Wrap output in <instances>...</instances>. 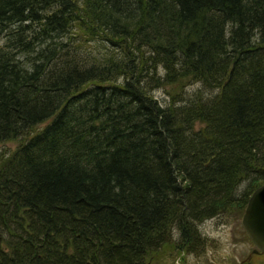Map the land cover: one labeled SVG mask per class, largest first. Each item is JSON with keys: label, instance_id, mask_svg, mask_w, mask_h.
Returning a JSON list of instances; mask_svg holds the SVG:
<instances>
[{"label": "trees", "instance_id": "obj_1", "mask_svg": "<svg viewBox=\"0 0 264 264\" xmlns=\"http://www.w3.org/2000/svg\"><path fill=\"white\" fill-rule=\"evenodd\" d=\"M2 36L0 264L199 255L264 184V0H0Z\"/></svg>", "mask_w": 264, "mask_h": 264}, {"label": "rangeland", "instance_id": "obj_2", "mask_svg": "<svg viewBox=\"0 0 264 264\" xmlns=\"http://www.w3.org/2000/svg\"><path fill=\"white\" fill-rule=\"evenodd\" d=\"M6 43L7 37H0V49L5 48ZM168 91H171V87L160 88L154 92V95L160 102L165 103L170 99ZM199 91H203L206 96V92H211L200 83H189L184 87L181 96L191 98ZM19 144V140L0 143V157H8ZM246 185L247 182L242 184L239 194L245 192ZM242 218L243 214L239 210H234L206 220L199 226L200 231L208 240L204 252L199 255L194 253L178 255L169 252L161 257L157 264H239L247 259L255 249L254 243L243 228ZM175 237H178L177 231H175ZM252 257L253 264H264V254H254Z\"/></svg>", "mask_w": 264, "mask_h": 264}, {"label": "water", "instance_id": "obj_3", "mask_svg": "<svg viewBox=\"0 0 264 264\" xmlns=\"http://www.w3.org/2000/svg\"><path fill=\"white\" fill-rule=\"evenodd\" d=\"M242 225L255 245L248 258L254 254H264V184L250 196L243 214Z\"/></svg>", "mask_w": 264, "mask_h": 264}, {"label": "flooded vegetation", "instance_id": "obj_4", "mask_svg": "<svg viewBox=\"0 0 264 264\" xmlns=\"http://www.w3.org/2000/svg\"><path fill=\"white\" fill-rule=\"evenodd\" d=\"M252 258L253 257H251V258H247V259H245V260H242L239 264H253L252 263Z\"/></svg>", "mask_w": 264, "mask_h": 264}, {"label": "bare ground", "instance_id": "obj_5", "mask_svg": "<svg viewBox=\"0 0 264 264\" xmlns=\"http://www.w3.org/2000/svg\"><path fill=\"white\" fill-rule=\"evenodd\" d=\"M200 225V224H199Z\"/></svg>", "mask_w": 264, "mask_h": 264}]
</instances>
